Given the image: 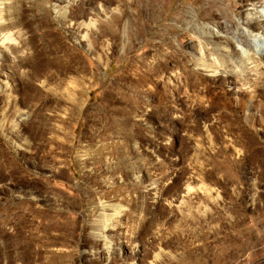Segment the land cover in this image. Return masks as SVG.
<instances>
[{"label":"rangeland","instance_id":"rangeland-1","mask_svg":"<svg viewBox=\"0 0 264 264\" xmlns=\"http://www.w3.org/2000/svg\"><path fill=\"white\" fill-rule=\"evenodd\" d=\"M8 1L0 264H264V127L222 108L201 64L232 59L203 44L199 0L78 1L66 18L56 0ZM244 1L261 16L264 0ZM102 6L121 21L83 41Z\"/></svg>","mask_w":264,"mask_h":264},{"label":"bare ground","instance_id":"bare-ground-1","mask_svg":"<svg viewBox=\"0 0 264 264\" xmlns=\"http://www.w3.org/2000/svg\"><path fill=\"white\" fill-rule=\"evenodd\" d=\"M78 1H81V4H85L91 0H56L57 10L60 7L58 10L60 15L66 18L68 13L76 12L74 8L77 9V7L73 4ZM3 2L7 3L9 1L0 0V25L7 23L3 17L4 5H6ZM196 4L200 6L194 8L191 12L203 21L202 28L205 34V37L202 38L203 44L208 48L210 44L215 42L219 50L228 53V57L232 59L229 60L217 52L216 57L213 56L206 60V63L201 64L202 68L212 77L220 79L223 83L225 89L224 96L221 98L222 108L225 113L234 107L243 110L253 128L259 122L264 127V55L257 53L249 41L250 34H253L261 38V43L264 45V11L261 12L260 17L255 15L251 17L248 14L245 16V8L248 6V1L244 0L238 3L235 8L230 9L229 6L232 13L224 6V0H199ZM63 5L64 7H62ZM120 16L119 12L110 11L103 6L100 7L98 11L94 12L95 18H89L87 22L83 21L81 23L80 28L87 32L83 37V41L90 42L88 38L90 30H98L99 26L110 18H117L116 22L118 23L121 21ZM235 16L243 18V25L245 26L243 32L235 28V25L239 24ZM3 31L4 29H0V42L4 44L10 37L2 35ZM89 47H92L91 44H89ZM61 62H64V68L62 67L63 69L60 73L67 75L72 72H78L73 59H64V57L60 56L53 58V63ZM55 70L58 71L59 67L56 66ZM238 133L242 138L243 134L240 128ZM253 147L252 151L257 150L259 149V144L256 143ZM110 218L107 213H102V223L104 219L108 221ZM115 260L118 263L128 264L119 258Z\"/></svg>","mask_w":264,"mask_h":264}]
</instances>
